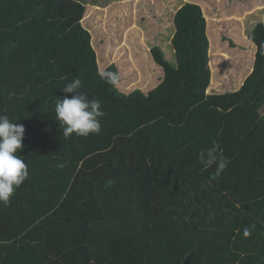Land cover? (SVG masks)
Here are the masks:
<instances>
[{
	"label": "trees",
	"instance_id": "trees-1",
	"mask_svg": "<svg viewBox=\"0 0 264 264\" xmlns=\"http://www.w3.org/2000/svg\"><path fill=\"white\" fill-rule=\"evenodd\" d=\"M85 11L0 0V115L24 126L29 171L0 203V264H264V24L247 34L242 85L208 93L206 20L186 2L174 63L153 46L155 86L123 92L117 66H98ZM76 78L105 115L99 134L65 138L55 105ZM213 143L228 161L219 175L199 159Z\"/></svg>",
	"mask_w": 264,
	"mask_h": 264
},
{
	"label": "rangeland",
	"instance_id": "rangeland-1",
	"mask_svg": "<svg viewBox=\"0 0 264 264\" xmlns=\"http://www.w3.org/2000/svg\"><path fill=\"white\" fill-rule=\"evenodd\" d=\"M81 1H85L86 6L83 25L91 33V42L97 55L99 68L103 69L109 63H114L120 76L117 87L123 92L134 89L147 92L153 88L161 70L152 60L149 50L153 46L159 47L165 58L170 63H174L173 49L170 44L173 34L172 20L174 12L184 3V0ZM203 4L207 20H214L216 14L218 17L221 15L226 17L221 21L220 32L212 33L211 30L209 33L211 36L209 38L213 39L209 49V67L213 77L211 86L218 83L220 87L222 84L231 85V76L226 72L232 73L235 68L238 69V66L233 65L235 53L229 48V42H237V47L241 49L245 47L240 42L239 33L244 32V28H241L239 16L256 14L260 17L256 24L259 22L264 24V14L258 11L259 7H262L263 9L260 8V10L264 11V0H218L217 3L212 0ZM232 18L237 20L233 19L234 24H229ZM224 47H227V50L221 53L223 56L221 57L217 51ZM244 53H247V50L240 52V54ZM245 66L246 64L243 65ZM234 90L232 87L222 92ZM210 92L217 91H212L209 87L208 93Z\"/></svg>",
	"mask_w": 264,
	"mask_h": 264
},
{
	"label": "clouds",
	"instance_id": "clouds-1",
	"mask_svg": "<svg viewBox=\"0 0 264 264\" xmlns=\"http://www.w3.org/2000/svg\"><path fill=\"white\" fill-rule=\"evenodd\" d=\"M92 44V43H91ZM102 78L112 82L108 74L102 73ZM115 75V74H111ZM81 80L74 79L62 89L65 95L55 105V119L59 122L62 135L69 138L73 133L80 137L99 134L101 131L100 118L105 113L98 99H89L87 94L80 91ZM25 128L22 124L11 121L6 115H0V203L8 205L16 188L29 176L28 166L17 155L24 147L22 143ZM219 145L202 150L199 159L205 168L215 165L216 175L227 166L228 161L219 155ZM245 230V235H249Z\"/></svg>",
	"mask_w": 264,
	"mask_h": 264
},
{
	"label": "crops",
	"instance_id": "crops-1",
	"mask_svg": "<svg viewBox=\"0 0 264 264\" xmlns=\"http://www.w3.org/2000/svg\"><path fill=\"white\" fill-rule=\"evenodd\" d=\"M204 3H208V2H212V0H184V3L186 2H192V3H196L198 4L200 7H201V10H202V13L204 15ZM218 0H214V3H217ZM183 3V4H184ZM182 4V5H183ZM181 5V6H182ZM180 6V7H181ZM179 7V8H180ZM177 8L176 11L179 9ZM260 8L262 7H259L258 11L259 13H263L264 14V11H261ZM215 9H216V6H215ZM263 9V8H262ZM223 10V9H222ZM218 11V10H217ZM219 12V11H218ZM223 12V11H222ZM221 12V14H222ZM175 13V12H174ZM258 13V14H259ZM257 14V15H258ZM215 15V14H214ZM205 17V20H206V32H207V37H208V41H209V37H211L209 35V33L211 32L212 30V33H218L220 32L221 30H219V28L221 27V21L222 19L226 18L224 16H220L218 17V14H216L214 16V20H207L206 16L204 15ZM233 19L237 20L236 18H232L230 21H229V24H234V21ZM239 23H241V28L243 29L244 28V32L241 31V33H239V36L241 37V40L240 42H242L244 44V48L241 49V47H237V42L236 43H233V46H229V48H231L235 53V56L237 57H233V65L235 66H238V69L235 68V70L232 72V73H229V72H226L227 74H229L231 76V85H221V87L219 86V83L217 85L214 84V86H211L212 85V71L210 70V88L211 90H215L217 91V93L219 92H222L224 90H228L230 88H234L235 90H237L243 83V81L245 80V78H247V76L251 73V71L253 70V66H254V59H255V45L253 44L252 41H250L247 37V34L249 33V31H251V29L254 27V25L256 24V22L260 19V17L256 16V14L254 16H251V15H248V14H244V15H240L239 16ZM222 29V28H221ZM239 32V31H238ZM91 34V33H90ZM92 43V42H91ZM171 44V43H170ZM210 41H209V49H210ZM209 49H208V63H209ZM227 50V47L225 48H222L221 50L217 51L218 53H224L226 52ZM247 50V53H244V54H240V52L242 51H245ZM151 51V49L149 50ZM162 51V50H161ZM231 52V51H230ZM163 53V51H162ZM221 54V57H223ZM231 54V53H230ZM248 54H250V56H248ZM163 56H164V53H163ZM248 56V57H247ZM165 57V56H164ZM247 58L249 59L247 61ZM238 61H240V63H238ZM245 61V62H244ZM251 62V63H250ZM246 64L245 67H243V65ZM210 66V65H209ZM211 69V68H210ZM226 86V88L228 89H224ZM208 87V89H209ZM234 90V91H235Z\"/></svg>",
	"mask_w": 264,
	"mask_h": 264
}]
</instances>
